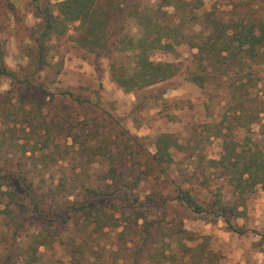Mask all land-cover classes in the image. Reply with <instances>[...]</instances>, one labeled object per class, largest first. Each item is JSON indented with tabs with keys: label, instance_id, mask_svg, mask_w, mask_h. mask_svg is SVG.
<instances>
[{
	"label": "rangeland",
	"instance_id": "obj_1",
	"mask_svg": "<svg viewBox=\"0 0 264 264\" xmlns=\"http://www.w3.org/2000/svg\"><path fill=\"white\" fill-rule=\"evenodd\" d=\"M59 1L0 0V40L6 65L26 64L32 47L30 35L39 21L35 7L45 6L56 14ZM106 1L98 0L104 10ZM179 1L175 8L169 0H125L124 11L133 5L143 12L144 23L149 18L170 21L177 25L170 34L183 32L191 42L211 31L216 22L241 20L264 32V0ZM77 24L72 22L65 33L51 34L45 42L46 65L35 79L44 89L38 97L44 117L31 115L29 121L31 117L23 119L18 112L13 121L0 119V209L4 211L0 213V262L26 264L31 259L29 264H116L123 257L126 264L129 258L124 243L131 246L132 223L122 233L129 215H123L118 223L117 210L123 208L117 203L115 179L107 173L115 166L123 170L121 179L128 180L134 196L142 202L148 196L160 204L157 208L151 201L141 205V214L156 229L148 237L151 244L142 251L144 264H151L145 257L153 259L154 240L159 250L179 256V242L168 237L167 228L174 226L192 234L193 240L185 241L187 246L204 243L215 256V264H223V257L233 248L228 240L231 235L247 237L245 244L251 251L241 254L247 264H264V257L255 252L258 248L264 251V189L256 185L240 196L221 166L208 162L219 158L224 140L228 148L258 150L264 155V45L260 58L244 61L249 68L244 67L241 75L234 68L227 74L216 70L205 74L198 65L204 61L197 63L191 57L195 49L190 43L170 39L169 49H153L148 56L153 61L176 63L178 72L129 92L113 82L110 70L115 63L128 71L133 66V51L94 55L77 42ZM122 24L129 37L139 36L136 18L125 14ZM210 62L216 67L215 60ZM187 72L198 74L201 83L191 81ZM7 84L8 80L0 77V92ZM60 91H70L88 104L59 105ZM56 113L61 129L48 126ZM109 118L117 119L122 130L135 139L124 145L125 135H120ZM160 133H170L176 141L169 148L172 162L164 170L156 165L148 168L147 162V154L154 152L152 141ZM68 134H75L76 144ZM108 147L111 154L106 152ZM98 149L105 153L98 154ZM177 185L202 209H211V205L218 211L222 206L228 208L229 220L239 226L241 234L228 231L220 217L214 216L209 223L210 215L182 212L178 202L170 201ZM91 192L93 196L88 198ZM80 201L85 207L74 213L73 204ZM32 206L36 213L30 211ZM257 235L263 237L257 239Z\"/></svg>",
	"mask_w": 264,
	"mask_h": 264
},
{
	"label": "trees",
	"instance_id": "obj_2",
	"mask_svg": "<svg viewBox=\"0 0 264 264\" xmlns=\"http://www.w3.org/2000/svg\"><path fill=\"white\" fill-rule=\"evenodd\" d=\"M124 1L119 0L113 2L112 0H108L105 2L107 10H104L101 8L98 0H61L56 3V14L50 12L45 6H36L35 11L38 13L37 17L39 21L30 35L32 47L27 54L28 60L23 66L16 65L10 68L4 63L3 43L0 40V77L8 80V87L0 92V119L2 121H13L11 119L16 117L18 112L21 116L24 115L23 119L31 117L29 121L33 115L37 119L38 117H44L46 112H41V103L38 101V97L43 95L44 89L35 82V79L46 65L47 47L45 42L51 34L62 35L65 33L67 26L72 22H78L75 26L77 42L88 51L93 52L94 55L108 56L113 52L125 49L133 51V66L128 71L118 65L116 66L115 63L111 64L110 70V77L113 82L123 90L129 92L141 90L144 87L166 80L178 72L179 67L176 63L153 61L148 56V52L153 49H169L172 43L168 41L170 39L177 43L180 40L190 43V47L195 49L191 57L196 59L197 63L204 61V64L198 65L202 67L205 74L212 73L214 70L218 71L219 74H227L229 69L234 68L235 73L241 75L244 67L249 68L244 61H254L260 58L263 53L264 32L256 28L252 23L242 22L241 20L234 23L231 22L230 24L216 22L213 23L211 31L200 35L196 38V41L191 42L193 41L190 40L192 38L183 32H179V36H172L170 33L172 30H177V25L170 21L160 23L157 20H150L149 18L144 23L142 22V18L144 17L143 12L133 5L124 11ZM169 1L171 6L178 7L177 2L179 0ZM197 3L201 4V0H197ZM163 13L167 15L165 11ZM125 14L126 17H134L138 20L140 33L136 39H132L127 35L125 24H122L123 15ZM210 59L217 62L216 67L211 65ZM187 75L196 84L201 83V78L198 74L187 72ZM57 96L59 105L63 102H68L70 105L88 104L86 99L79 98L78 95H74L70 91H60ZM239 114L238 116L241 117L244 113L242 115ZM56 118H58L57 113L50 118L51 120L48 121V126L61 129L59 120ZM109 119L111 123L116 125V129H119L120 135H125L123 140L124 145L128 142L126 140L131 138L135 139L122 130L117 119ZM84 124L85 122H83ZM101 127L103 128L104 126ZM48 129L45 128L46 131ZM96 129L97 126H94V130ZM67 136L71 137L73 144L77 143L75 134H68ZM152 144L154 145V152L151 154L146 153L148 155L147 157H149L147 160L149 166L148 164L147 166L149 168L156 165L160 167V170H164L166 165L168 166L172 162L169 148L176 145V141L170 133H160L155 136ZM222 148L223 152L219 158L217 160L210 159L208 162L221 166L223 173L227 175V180L240 196L244 193L251 192L256 185H260L264 189V155L260 151L250 149L245 151L235 150L233 146L228 148L226 140L223 141ZM110 151L111 147H108L106 150L107 154H111ZM97 153L104 154L105 152L98 149ZM120 165L121 161H119ZM121 171L123 170L120 167L117 169L115 166H110L107 173L110 179H115V190H117L119 196L117 203L123 208L122 210H117L119 214L117 217L118 223L123 215H129L131 217V222L129 216L123 221L125 227L122 226V233L130 223L134 226V228L131 227L132 225L129 227L128 241L131 243V246L128 247L124 243L125 256L129 258L126 264H144L140 260L142 251L146 246L151 244L148 241V237L154 235L156 232L154 230L156 229L153 228L154 226L151 224V221L145 220V216L141 214V205L145 206L146 201H151L152 206L157 208L160 204L159 202L151 200L148 196L144 199V202L137 196H134L128 187V180L121 179ZM7 175L8 173L6 172L2 177H6ZM119 177L121 180L118 179ZM20 180H23L22 177ZM93 193L91 192L88 198H91ZM109 195L111 194L109 193ZM170 201L178 202V206L184 213H204V215H210L213 219L209 220V223L215 220L214 216L216 218L220 217L228 231L241 234L239 226L230 222L227 215L230 211L225 206H222L219 211L213 209L212 205L211 209H202L194 204L189 192L182 189L179 185L176 187L175 196ZM161 202L164 205L166 204L163 200ZM73 206L75 207V213L85 207V202L80 201L76 204L74 203ZM148 206L150 207V205ZM32 207L30 211L36 213L33 210L34 206ZM229 208L232 210V207ZM234 210L240 211L235 206ZM5 211L9 213L11 210ZM2 212H4L3 209H0V213ZM235 213L238 215V212ZM138 219H142L140 224L137 223ZM178 224H181V221ZM174 228L175 226L167 228L169 230L168 237H174L173 240L179 242V248L181 249L179 256L173 251L164 252L165 250H159L156 246L157 242L154 240L153 259L145 257V260L151 261V264H175L176 261L178 262L176 264L216 263L215 256L209 248H206L204 243L199 242L193 246H187L185 241L193 240L192 234L185 233L182 227ZM135 233L137 234V238H132V234ZM184 234L186 236H183ZM39 243L42 244V242ZM122 258L116 264H123L122 261H124V258ZM30 261L33 260L26 261V264H29ZM0 264L9 263L6 261L4 263L0 262Z\"/></svg>",
	"mask_w": 264,
	"mask_h": 264
},
{
	"label": "crops",
	"instance_id": "obj_3",
	"mask_svg": "<svg viewBox=\"0 0 264 264\" xmlns=\"http://www.w3.org/2000/svg\"><path fill=\"white\" fill-rule=\"evenodd\" d=\"M257 236H258L257 239L261 237L260 235H257ZM228 240L232 244L233 248L231 249L229 253H227L223 257L222 263L223 264H247V262H245V260L241 258L242 253L251 251V248L247 247V245L245 244L247 237L243 235L241 236L231 235L229 236ZM255 252L264 257V251H262L260 248H258ZM257 264H259V262H257Z\"/></svg>",
	"mask_w": 264,
	"mask_h": 264
}]
</instances>
